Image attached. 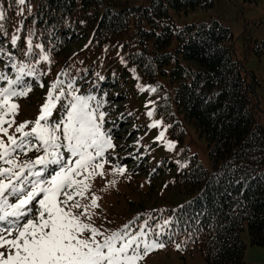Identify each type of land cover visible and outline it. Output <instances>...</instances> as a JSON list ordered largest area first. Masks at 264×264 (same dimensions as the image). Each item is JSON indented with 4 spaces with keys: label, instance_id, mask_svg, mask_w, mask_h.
I'll use <instances>...</instances> for the list:
<instances>
[{
    "label": "trees",
    "instance_id": "16d2710c",
    "mask_svg": "<svg viewBox=\"0 0 264 264\" xmlns=\"http://www.w3.org/2000/svg\"><path fill=\"white\" fill-rule=\"evenodd\" d=\"M209 4L37 0L26 11L17 0H0V70L7 63L38 59V66L45 64V71L65 85L100 76L92 88L104 87L109 79L115 86L130 70L138 80L151 81L160 73L172 85L178 112L206 141L213 167L208 171L193 155L179 158L185 163L171 183L191 198L166 211L173 221L167 228L171 239L188 252H199L207 264H247L240 239L244 227L251 245L264 248V126L255 118L244 71L232 57L231 31L216 20L178 27L170 15V10ZM17 26L20 37L13 44ZM86 37L80 52L67 54L73 42ZM118 51L119 57L114 55ZM45 55L49 60L40 57Z\"/></svg>",
    "mask_w": 264,
    "mask_h": 264
},
{
    "label": "rangeland",
    "instance_id": "374dc122",
    "mask_svg": "<svg viewBox=\"0 0 264 264\" xmlns=\"http://www.w3.org/2000/svg\"><path fill=\"white\" fill-rule=\"evenodd\" d=\"M124 1L129 5H148L152 0ZM209 1V5L197 9L180 12L170 10V15L178 27L207 24L216 20L231 31L232 57L244 71L255 118L264 126V0ZM17 4L20 5L18 2ZM36 4L37 0H25L20 7L27 11ZM13 37H20L18 26L14 29ZM25 42L29 45L28 39ZM87 42V37L79 38L70 45L67 54L80 52ZM172 48L169 47L170 50ZM26 55L25 52L23 56ZM114 55L119 57L120 52H115ZM32 61L35 63L28 64L38 67L37 77L24 78L25 83L31 84L32 91L26 97L13 99L19 105L18 114L9 117L15 120V124L11 127L4 125L12 136L20 135L16 132L20 123L36 120L50 85L56 81L54 73L45 71V64L40 67L38 59ZM26 62V58L21 61L24 64ZM181 63L184 66L190 64L187 61ZM12 65H5V68L3 65L0 73L15 79L13 76L16 75V69ZM99 77L88 79L87 76L85 80L80 78L74 86L79 89L77 94H91L103 103L101 110L107 113L104 130L111 135L115 147L105 153L107 162L104 175L97 176L90 182L92 187L86 194L89 199L81 202L90 203L93 194L99 197V208L94 210L93 222L106 233L118 231L125 224H130V231H136L148 217L152 218L149 224L154 227L157 223H163L164 218L170 220V215L166 212L168 209L174 210L191 198L183 187H176L171 183L178 169L185 163L181 161L184 157L193 155L205 169L212 171L207 143L178 112L172 101V85L160 73L157 72L151 81L143 78L138 80L130 70L126 80L119 81L115 86L109 79L110 81H105L104 87H90L92 83L98 82L94 79ZM41 83L43 87L40 86ZM7 86L6 81L2 84L0 82V87ZM141 88L144 90L141 91ZM153 88L155 91H151ZM114 94L118 95L113 96ZM91 103L95 106L96 102ZM58 106L59 104L57 109ZM59 109L63 111L60 106ZM149 111L153 112L152 117L147 115ZM58 116L55 118L53 115L52 119L58 120ZM154 122H158L159 126L150 127ZM31 126L30 124L25 131H29ZM161 132L164 133L163 138L158 140ZM0 139L7 142L6 136L0 135ZM168 142L174 144L171 150L167 147ZM42 154V151L36 150L28 151L27 154L18 153L17 160H35ZM121 167L124 169L123 173L116 171ZM111 181H115V184L110 183ZM169 236L166 228L162 237L166 241L165 247L153 251L139 264H207L199 252L178 250V243L169 239ZM241 239L245 245L244 261L247 264H264V248L251 245L247 229L241 233Z\"/></svg>",
    "mask_w": 264,
    "mask_h": 264
},
{
    "label": "snow or ice",
    "instance_id": "6c2138e0",
    "mask_svg": "<svg viewBox=\"0 0 264 264\" xmlns=\"http://www.w3.org/2000/svg\"><path fill=\"white\" fill-rule=\"evenodd\" d=\"M17 2L23 5L25 0ZM3 19L0 11V21ZM16 39L13 37V44ZM12 67L15 79L0 73V80L8 85L0 87V135L7 137V142L0 139V264H139L153 251L163 249L166 241L162 237L173 221L164 218L153 227L148 217L136 231L125 224L106 233L93 222L99 197L93 194L90 203L81 202L89 199L90 182L104 175L105 153L115 147L104 130L107 113L101 110L103 103L91 94H77L79 89L73 82L65 85L58 77L50 85L36 120L20 123L18 137L9 135L4 125L15 124L9 117L19 111L13 99L32 91L25 77H37L34 65ZM58 104L63 115L53 120ZM147 115L152 117L153 112ZM30 124V130L25 131ZM157 126L158 122L150 125ZM163 135L161 132L157 139ZM167 147L171 150L174 144L168 142ZM32 150L43 154L18 162V153ZM116 171L123 173L124 169Z\"/></svg>",
    "mask_w": 264,
    "mask_h": 264
}]
</instances>
